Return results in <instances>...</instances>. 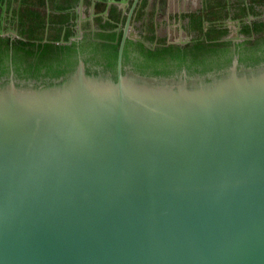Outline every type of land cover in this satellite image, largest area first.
Wrapping results in <instances>:
<instances>
[{"label":"water","instance_id":"obj_1","mask_svg":"<svg viewBox=\"0 0 264 264\" xmlns=\"http://www.w3.org/2000/svg\"><path fill=\"white\" fill-rule=\"evenodd\" d=\"M0 264H264V0L0 11Z\"/></svg>","mask_w":264,"mask_h":264},{"label":"flooded vegetation","instance_id":"obj_2","mask_svg":"<svg viewBox=\"0 0 264 264\" xmlns=\"http://www.w3.org/2000/svg\"><path fill=\"white\" fill-rule=\"evenodd\" d=\"M131 0H0V11L61 17L77 9H116Z\"/></svg>","mask_w":264,"mask_h":264}]
</instances>
